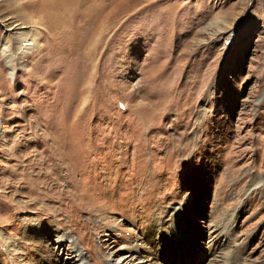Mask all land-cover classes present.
<instances>
[{"label":"rangeland","instance_id":"obj_1","mask_svg":"<svg viewBox=\"0 0 264 264\" xmlns=\"http://www.w3.org/2000/svg\"><path fill=\"white\" fill-rule=\"evenodd\" d=\"M14 2L0 264H264V0Z\"/></svg>","mask_w":264,"mask_h":264},{"label":"bare ground","instance_id":"obj_2","mask_svg":"<svg viewBox=\"0 0 264 264\" xmlns=\"http://www.w3.org/2000/svg\"><path fill=\"white\" fill-rule=\"evenodd\" d=\"M2 1L4 2L3 5L5 6L6 9H9V10H13V8L14 9H17V5L18 4H15L14 0H2ZM16 2H17V0H16ZM25 4H26V2L23 1V3H21L20 6L25 5ZM20 6L18 8H21ZM20 10L18 9V11H20ZM39 13H40L39 10H35L33 12V15H38V17H39L40 16ZM10 18L11 17H9V18L5 19L4 21H1L0 22V30H1V37H0V41H1V52H2V55H3L4 62L9 67H11V65H12L11 64L12 53H11V46H10L11 45L10 44V41H11L10 35L13 34V33H10L9 29L7 28L9 26V24H10V22H9V19ZM37 22L42 23V17H39L37 19ZM19 24L17 23L15 25V27L17 25H19ZM21 28H23V27L22 26H19L17 29L20 30ZM16 32H17V30H16ZM16 32H15V36H16ZM20 34H21V35H19L20 37L19 38L17 37L18 38L17 39L18 40L17 50H19L18 52H20V54H24L26 51L28 52L29 50H31V49H33L35 47V45L37 44V37H32V35L28 31H23ZM147 260L148 259H146V261ZM76 261L77 260L74 259L72 261L73 263H70V264H74ZM132 261H131V259H129L128 261L123 262L121 264H133ZM214 261H215V264H228L227 263V260L225 259V257L220 256V255L218 257L216 256V258L214 259Z\"/></svg>","mask_w":264,"mask_h":264}]
</instances>
